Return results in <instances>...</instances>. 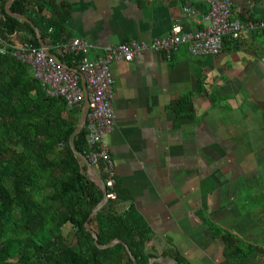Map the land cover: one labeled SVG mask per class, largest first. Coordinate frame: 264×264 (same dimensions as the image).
<instances>
[{"label": "crops", "instance_id": "crops-1", "mask_svg": "<svg viewBox=\"0 0 264 264\" xmlns=\"http://www.w3.org/2000/svg\"><path fill=\"white\" fill-rule=\"evenodd\" d=\"M65 1L67 32L87 42L89 59L107 46L165 37L174 24L183 32L208 24L204 0ZM229 1L263 28L224 38L215 57L181 46L170 60L146 52L111 64L115 117L105 143L114 190L161 247L189 264H227L216 230L264 250V0ZM185 6L195 14L185 16ZM183 97L189 116L169 109Z\"/></svg>", "mask_w": 264, "mask_h": 264}, {"label": "trees", "instance_id": "trees-1", "mask_svg": "<svg viewBox=\"0 0 264 264\" xmlns=\"http://www.w3.org/2000/svg\"><path fill=\"white\" fill-rule=\"evenodd\" d=\"M7 2L0 0V44L11 46L0 54V264H133L126 248L136 264L163 257L189 264L174 248L161 247L136 210L123 207L118 194L89 218L103 193L84 161L86 126L77 131L82 110L47 95L29 67L11 52L12 47H40L35 27L50 55L74 69L83 54L60 50L71 39L66 29L69 5L65 0L12 2L9 11L24 16L33 27L9 16ZM240 19L253 20L243 12ZM169 109L186 116L193 112L189 97L173 101ZM94 169L104 181L105 165L99 162ZM215 235L227 264H252L255 253L264 259L263 249L252 251V245H241L219 230ZM115 240L120 242L112 244Z\"/></svg>", "mask_w": 264, "mask_h": 264}, {"label": "built area", "instance_id": "built-area-1", "mask_svg": "<svg viewBox=\"0 0 264 264\" xmlns=\"http://www.w3.org/2000/svg\"><path fill=\"white\" fill-rule=\"evenodd\" d=\"M207 5L208 24L195 32H183L179 24L171 27L170 33L150 42H128L107 46L94 59H89L87 42L71 38L60 46L64 54L82 55L74 69L61 65L48 56L41 47L34 49L26 45L12 47V54L26 64L34 79L38 80L47 95L61 97L70 109H83L86 103L87 147L86 161L91 167L99 162L105 165L106 199H116L115 171L105 136L114 123L112 107L113 75L111 64L115 61L130 62L146 52L162 54L170 60L172 53L184 46L193 57H215L223 50V40L228 37L237 40L247 31L263 28V23L241 20L229 0H204ZM185 16H193L191 7H183ZM10 45L2 42L0 54L8 53Z\"/></svg>", "mask_w": 264, "mask_h": 264}, {"label": "water", "instance_id": "water-1", "mask_svg": "<svg viewBox=\"0 0 264 264\" xmlns=\"http://www.w3.org/2000/svg\"><path fill=\"white\" fill-rule=\"evenodd\" d=\"M15 0H8V2L6 3L5 5V11L6 13L11 16V17H18V18H22L23 20L27 21L29 25L33 26V24L27 20L24 16L22 15H19V14H14V13H11L9 11V5L14 2ZM34 27V26H33ZM34 30H35V33H36V36H37V39L39 41V44H40V47L43 48L45 50V52L47 53L48 56H51L49 51L47 50L45 44L43 43V41L40 39L39 37V34L37 32V30L35 29L34 27ZM85 114H86V103L84 104L83 106V109L81 111V114H80V123H79V126L77 127V131L78 130H81L84 126H85V122H86V117H85ZM86 165H87V172H88V175L89 177L92 179V180H95L96 182H98V184L100 185L101 189H102V193H103V200L101 201V203L91 212L89 218H91L93 216V214L99 209L102 207V205L107 201L106 199V188L104 186V182L96 175H94L92 173V167L88 164V162L86 161V159H84ZM86 227L88 230L89 229V226H88V223H86ZM92 236L95 240V243H96V236L95 234L92 233ZM117 242H120L119 240H115L113 243H117ZM97 244V243H96ZM109 245H106L104 248L108 247ZM126 250L128 251L129 253V256L133 262V264H136V262L134 261L131 253L129 252L128 248H126ZM154 263H158V264H161V263H169V264H179L177 262V260L173 259V258H168V257H163V258H158V259H154V260H151L149 262V264H154Z\"/></svg>", "mask_w": 264, "mask_h": 264}, {"label": "rangeland", "instance_id": "rangeland-1", "mask_svg": "<svg viewBox=\"0 0 264 264\" xmlns=\"http://www.w3.org/2000/svg\"><path fill=\"white\" fill-rule=\"evenodd\" d=\"M246 242H248L247 244H249V243L254 244V243H257V242H259V241L256 240V239H251L250 237H247V238H246ZM244 245H245V243H244ZM262 258H263V257H262ZM263 260H264V259L261 260V258H260V263H262ZM254 262H255V261H254ZM254 262H253L252 264H255ZM257 263H258V262H257Z\"/></svg>", "mask_w": 264, "mask_h": 264}]
</instances>
